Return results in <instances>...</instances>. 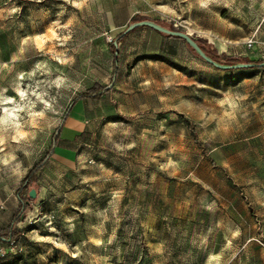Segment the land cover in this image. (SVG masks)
Instances as JSON below:
<instances>
[{
    "label": "rangeland",
    "instance_id": "374dc122",
    "mask_svg": "<svg viewBox=\"0 0 264 264\" xmlns=\"http://www.w3.org/2000/svg\"><path fill=\"white\" fill-rule=\"evenodd\" d=\"M262 16L264 0H0V264H264V67L140 26L113 78L109 43L148 17L258 63ZM96 82L112 88L74 103L45 158Z\"/></svg>",
    "mask_w": 264,
    "mask_h": 264
},
{
    "label": "trees",
    "instance_id": "16d2710c",
    "mask_svg": "<svg viewBox=\"0 0 264 264\" xmlns=\"http://www.w3.org/2000/svg\"><path fill=\"white\" fill-rule=\"evenodd\" d=\"M141 19H148V20H152L156 23L161 24L162 26H165L169 29L172 30H176L177 28L171 23V22H167L164 20H159V19H150L148 17H139V20ZM140 27V26H139ZM135 29V28H134ZM156 32H158L159 34L166 36V37H174V38H179L182 39L181 37L178 36H173V35H168L162 32H159L156 30ZM125 34H122V32L118 33L116 37H114L109 43H110V47L113 49V52L115 50L116 44L114 43V41L116 43H118ZM187 46L197 54V52L184 40L182 39ZM194 40L197 42V44L200 46V48L205 52V54L210 57L212 60L221 63V64H237V63H241V62H252V63H256L253 60H250L248 58H243V57H234V56H228L224 53H218L216 51L215 48H211L209 45L206 46L205 41L201 40L200 38H194ZM198 55V54H197ZM259 63V62H258ZM253 66H258L260 68L264 67L261 65H258L257 63ZM117 72V55L114 54L113 56V78L116 75ZM112 88V86H107V85H102L98 82L93 83L90 87H88L86 90H84L83 92L79 93L77 96H75L69 106L67 107L66 111L63 114L61 123L56 127V129L54 130L52 137H51V145H50V149L47 151L45 158L48 157V155L50 156L51 153L53 152V148L57 143V140L60 137V133L63 127V124L65 123L67 116L69 115V112L72 108V106L74 105V103L76 101H78L81 98L84 97H89L91 99H97L99 97H101L103 94L107 93L108 91H110ZM45 159H42L41 161L37 162L35 164V166L29 171L28 175L25 178L26 183H30V182H35L36 180V172L38 170L41 169L43 163H44ZM19 196V195H18ZM19 210L20 209H24L28 204L25 202V200L19 196ZM16 221V216H13L12 223H14ZM2 234H0V238H7V237H11L13 235V233L11 232V226H7L6 228L1 230Z\"/></svg>",
    "mask_w": 264,
    "mask_h": 264
},
{
    "label": "water",
    "instance_id": "95a60500",
    "mask_svg": "<svg viewBox=\"0 0 264 264\" xmlns=\"http://www.w3.org/2000/svg\"><path fill=\"white\" fill-rule=\"evenodd\" d=\"M139 26H148V27L153 28L154 30H157L159 32H162V33H165L168 35L181 37L197 52V54L200 57H202L205 61H207L208 63L212 64L213 66H215L217 68L230 69V68H240V67H252L253 65L256 64V63H252V62H241V63H237V64H221V63H218V62L212 60L210 57H208L205 54V52L200 48V46L197 44V42L194 40V38L188 32L183 31V30H177V29L172 30V29H169L165 26H162L159 23H156V22H154L152 20H148V19H141V20H137V21L130 23L122 31V34H125L129 31H131L132 29L139 27ZM114 43L117 45V43L115 41H114ZM114 54L115 55L118 54L117 48H115ZM257 64L264 66V61H261ZM109 85H111V83ZM35 195H36V190L34 188H31L28 191L29 198H33V197H35Z\"/></svg>",
    "mask_w": 264,
    "mask_h": 264
},
{
    "label": "built area",
    "instance_id": "2783aa9c",
    "mask_svg": "<svg viewBox=\"0 0 264 264\" xmlns=\"http://www.w3.org/2000/svg\"><path fill=\"white\" fill-rule=\"evenodd\" d=\"M260 26L262 29H264V16L261 17L260 20ZM246 47L253 48L254 45L258 44L259 50H260V57L262 60H264V38L258 39L257 31L255 30L250 37L247 38L245 41ZM11 242L10 240H5ZM3 242V241H0ZM8 242V243H9ZM10 244V243H9ZM7 250L4 249L2 246H0V257H3L6 254Z\"/></svg>",
    "mask_w": 264,
    "mask_h": 264
},
{
    "label": "crops",
    "instance_id": "0c3cea01",
    "mask_svg": "<svg viewBox=\"0 0 264 264\" xmlns=\"http://www.w3.org/2000/svg\"><path fill=\"white\" fill-rule=\"evenodd\" d=\"M253 49H256L257 50L258 49L257 45H254ZM68 125H69V122L66 123V126H65L66 129H68Z\"/></svg>",
    "mask_w": 264,
    "mask_h": 264
}]
</instances>
